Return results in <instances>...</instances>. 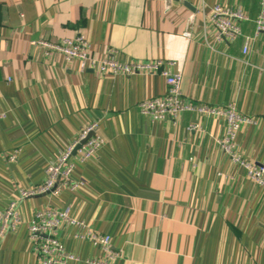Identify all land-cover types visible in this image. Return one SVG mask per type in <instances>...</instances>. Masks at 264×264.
Wrapping results in <instances>:
<instances>
[{"label": "crops", "instance_id": "crops-1", "mask_svg": "<svg viewBox=\"0 0 264 264\" xmlns=\"http://www.w3.org/2000/svg\"><path fill=\"white\" fill-rule=\"evenodd\" d=\"M260 1L0 0V210L16 201L20 217L0 242V264L36 263L27 225L47 205L69 207L89 229L109 234L120 253L115 264H264V187L215 143L225 131L221 117L185 111L152 121L137 105L166 93L163 76L82 71L38 43L82 32L99 57L112 49L119 61L163 60L182 75L185 102L234 103L254 119L235 141L264 165V32H254ZM215 4L244 12L242 36L215 39ZM94 119L103 145L72 175L84 188L21 200L20 189L40 185L45 167ZM81 231L57 230L79 259L66 264L102 256L75 236Z\"/></svg>", "mask_w": 264, "mask_h": 264}, {"label": "built area", "instance_id": "built-area-1", "mask_svg": "<svg viewBox=\"0 0 264 264\" xmlns=\"http://www.w3.org/2000/svg\"><path fill=\"white\" fill-rule=\"evenodd\" d=\"M246 16L240 8L231 9L221 4H215L210 11L209 22L214 29L217 41H232L242 36L240 21ZM255 36L264 32V0L260 1L259 12L254 19ZM189 36V33H185ZM250 37H244L243 54L248 49ZM38 43L47 54L56 52L66 63L78 61L82 71L92 69L102 75L158 74L164 77L166 93L162 96L145 99L138 103V111L143 116L151 117L152 121H163L167 117L176 119L182 112L192 111L204 116L221 117L225 124L222 137L215 139L220 150L225 153L231 162L241 167L248 179L264 187V165H258L243 156L236 144V134L244 124L255 123L250 116L240 113L234 103L225 106H209L185 102L181 92L182 75L172 72L161 59L142 61H119L114 51L109 49L105 55L99 57L90 49L89 40L85 35L78 33L74 36L62 37L57 41H43ZM171 64V63H169ZM6 113L0 111V120ZM190 125L188 129H194ZM103 139L99 134V121L94 119L85 125L74 141L63 150L58 157L49 163L45 169L43 182L31 189H20L19 198L25 199L35 195L48 194L58 196L63 190L76 191L83 189L86 182L73 178V171L78 164L89 161L102 147ZM19 150L8 154L9 161H15ZM190 161L193 162L191 158ZM20 223L16 201H10L3 210H0V242L11 232H14ZM75 226L83 231L75 236L80 240L90 241L97 246L102 256L87 259L89 264H115L120 253L111 248L109 234L89 229L85 222L72 216L70 208H58L47 205L36 210L27 225V239L34 249L35 264H66L70 260H79L73 253L68 252L57 238V230L62 225Z\"/></svg>", "mask_w": 264, "mask_h": 264}, {"label": "water", "instance_id": "water-1", "mask_svg": "<svg viewBox=\"0 0 264 264\" xmlns=\"http://www.w3.org/2000/svg\"><path fill=\"white\" fill-rule=\"evenodd\" d=\"M188 6V5H187Z\"/></svg>", "mask_w": 264, "mask_h": 264}]
</instances>
